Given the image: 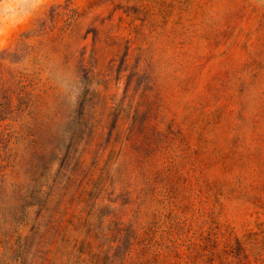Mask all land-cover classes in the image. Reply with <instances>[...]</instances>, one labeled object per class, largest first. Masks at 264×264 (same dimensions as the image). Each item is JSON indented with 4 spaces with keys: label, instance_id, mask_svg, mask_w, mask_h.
Wrapping results in <instances>:
<instances>
[{
    "label": "rangeland",
    "instance_id": "rangeland-1",
    "mask_svg": "<svg viewBox=\"0 0 264 264\" xmlns=\"http://www.w3.org/2000/svg\"><path fill=\"white\" fill-rule=\"evenodd\" d=\"M24 33L0 264H264V0H0Z\"/></svg>",
    "mask_w": 264,
    "mask_h": 264
},
{
    "label": "trees",
    "instance_id": "trees-1",
    "mask_svg": "<svg viewBox=\"0 0 264 264\" xmlns=\"http://www.w3.org/2000/svg\"><path fill=\"white\" fill-rule=\"evenodd\" d=\"M29 36V33H24V34H22L21 35V37H22V39L20 40V42L18 43V44H16V47L14 48V49H7V48H5V49H3V50H0V60H10V61H12L9 57H7V56H9V54H11V53H14L15 52V49H17V46L19 45V44H21V43H23V41L27 38ZM14 51V52H13ZM16 53V52H15ZM0 64H2V62L0 63ZM1 82H2V85H6V84H10L9 83V81H7V80H0ZM12 100H13V97L10 95L9 96V99H8V103L9 104H11V102H12Z\"/></svg>",
    "mask_w": 264,
    "mask_h": 264
},
{
    "label": "clouds",
    "instance_id": "clouds-1",
    "mask_svg": "<svg viewBox=\"0 0 264 264\" xmlns=\"http://www.w3.org/2000/svg\"><path fill=\"white\" fill-rule=\"evenodd\" d=\"M11 6V5H10Z\"/></svg>",
    "mask_w": 264,
    "mask_h": 264
}]
</instances>
